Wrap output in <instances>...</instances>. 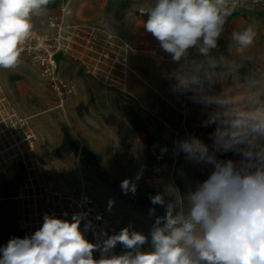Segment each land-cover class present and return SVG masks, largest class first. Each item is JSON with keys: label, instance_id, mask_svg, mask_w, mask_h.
I'll return each mask as SVG.
<instances>
[{"label": "rangeland", "instance_id": "374dc122", "mask_svg": "<svg viewBox=\"0 0 264 264\" xmlns=\"http://www.w3.org/2000/svg\"><path fill=\"white\" fill-rule=\"evenodd\" d=\"M235 2L212 52L228 64H242L235 72L227 66L218 70L224 79L216 90L231 95L264 78V0ZM154 3L51 0L32 18L46 51L37 56L25 51L18 67L0 69V248L34 233L46 212L42 196L32 197L33 175L37 189L49 184L64 195L91 196L117 233L131 225L150 238L155 218L165 214L150 197L161 194L169 201L173 192L186 197L213 170L183 152L174 154L175 142L190 135L211 145L215 126L203 127V106L171 90L168 74L177 64L143 27ZM250 25L256 41L240 51L232 33ZM43 59L54 62L51 73ZM27 131L35 136L28 151ZM217 155L237 161L231 152ZM141 169L135 194H124L121 181L134 179Z\"/></svg>", "mask_w": 264, "mask_h": 264}, {"label": "clouds", "instance_id": "9594fccd", "mask_svg": "<svg viewBox=\"0 0 264 264\" xmlns=\"http://www.w3.org/2000/svg\"><path fill=\"white\" fill-rule=\"evenodd\" d=\"M50 2L0 0V69L19 66L33 36L32 18ZM235 9V0H155L143 24L177 64L168 74L172 92L202 105V126H215L211 145L190 135L174 148L176 155L183 152L194 162L212 165L208 177L186 197L174 192L169 201L161 194L150 197L153 205L165 207L150 238L129 225L111 235L101 229L93 243L81 229L86 213H74L71 220L45 213L34 233L11 238L0 248V264H264V78L249 81L243 94L217 91L224 79L218 70L227 66L235 72L242 64L212 55ZM257 35L250 25L234 31L232 40L244 51ZM229 152L239 159H218L217 154ZM142 174L143 169L121 181L122 192L135 194ZM91 227L88 221L85 228ZM117 245L124 250L118 255Z\"/></svg>", "mask_w": 264, "mask_h": 264}, {"label": "built area", "instance_id": "2783aa9c", "mask_svg": "<svg viewBox=\"0 0 264 264\" xmlns=\"http://www.w3.org/2000/svg\"><path fill=\"white\" fill-rule=\"evenodd\" d=\"M43 41L39 33L36 31H33L32 38L27 42L25 45L26 51L28 53H36V56L39 55L41 49L43 48ZM31 49V51H28L27 49ZM46 51V49H44ZM47 53V52H46ZM43 62H45L44 69L46 72L51 73L54 62L50 59H43ZM53 79V78H52ZM16 124L18 126H24V121L20 119H16ZM35 136L33 133H30L27 131L26 133V146L27 151L32 148L34 143ZM26 166L24 162H22ZM34 165H38L37 162H35ZM32 183L30 184V189L32 192V197L36 198L37 196H42V199L40 200V204L45 207V213H48L50 215H54L60 218H65L68 220H71L72 214L74 213H86L87 219L85 221L81 222V229L84 230L85 238L88 239L90 242L96 243L97 242V236L101 229H104L109 233V235L117 233L116 228L109 222V220L104 216L102 212H100L96 206V203L94 202L93 198L87 194H73L69 193L67 195H64L61 191H57L52 188V185H39L38 189L36 187V182H38L36 179V175H33ZM39 183V182H38ZM35 184V185H34ZM37 189V190H36ZM37 213V211H35ZM67 213V216L65 217L63 214ZM38 215H36L37 217ZM34 217V218H36ZM42 219V220H41ZM40 220H36L34 224L40 226L43 223V218ZM88 221H91L92 227L91 228H85V225ZM114 254H120L118 252V245L116 249L114 250ZM94 256L98 259L100 256L99 252L94 253Z\"/></svg>", "mask_w": 264, "mask_h": 264}, {"label": "crops", "instance_id": "0c3cea01", "mask_svg": "<svg viewBox=\"0 0 264 264\" xmlns=\"http://www.w3.org/2000/svg\"><path fill=\"white\" fill-rule=\"evenodd\" d=\"M239 159V156L237 155V160Z\"/></svg>", "mask_w": 264, "mask_h": 264}]
</instances>
